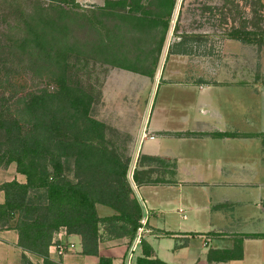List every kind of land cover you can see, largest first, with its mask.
<instances>
[{"label":"trees","instance_id":"1","mask_svg":"<svg viewBox=\"0 0 264 264\" xmlns=\"http://www.w3.org/2000/svg\"><path fill=\"white\" fill-rule=\"evenodd\" d=\"M48 1L51 4L42 6L39 0H33L31 9L22 12L24 33L18 38L9 37L5 46L0 43V53L5 47V58L4 54L0 57V166L13 162L15 171L25 177L24 184L12 180L0 185L5 197L0 204V227L10 226L12 221L21 247L41 256L44 264H61L47 254L51 234L59 227L80 237L82 254H96L100 219L95 213V203L118 213L107 219L109 224L115 220L130 221L129 226L111 228L113 236L126 235L131 239L140 227V209L125 178L129 159H120L105 138L104 124L89 116L97 94L93 95L90 87L82 88L76 78L73 68L79 63L77 55L90 43L89 51L103 54L104 62L135 73L151 74L139 58L128 59L122 49L118 54L111 49L124 45L121 29L128 24L136 43L155 24L166 28L174 0H158L164 18L150 9V0L104 1L95 13L102 18H115V23L104 29L102 39V22L85 21V30L98 35L92 43L69 39L74 0ZM226 36L264 46V34L231 29ZM179 53L186 54L188 50L182 48ZM9 60L13 63H8ZM41 71L44 86L27 89L26 75L36 76ZM69 163L75 170V180L66 177ZM143 164L149 166L138 169ZM151 173L156 176L150 178ZM174 173L173 162L142 154L131 178L138 189L146 183H168L170 180L163 176ZM129 196L132 213L124 205ZM98 264L110 261L99 257Z\"/></svg>","mask_w":264,"mask_h":264},{"label":"rangeland","instance_id":"2","mask_svg":"<svg viewBox=\"0 0 264 264\" xmlns=\"http://www.w3.org/2000/svg\"><path fill=\"white\" fill-rule=\"evenodd\" d=\"M39 1L42 6L51 4L48 0ZM104 1L74 0L76 7L70 8L71 41L96 42L98 35L85 30L87 20L102 22L100 34L104 39V29L115 23V18H102L95 13ZM31 3L33 0H0L2 46L9 43V37L18 38L24 33L22 12L31 9ZM149 5L157 15L165 17L158 0H150ZM231 29L263 35L264 0H180L137 158L151 152L150 144L158 140L164 123L172 118L170 116L175 111L180 112L184 107L186 113H200L201 108L190 109L191 106L200 105L197 104L200 99L206 101L203 105L208 110L218 111L225 121L230 122L235 128L234 135L246 132L256 140L264 138V46L227 38L226 34ZM165 31L166 28L155 24L136 43L133 42V32L128 24L121 29L125 37L124 45H114L111 49L116 54L122 49L128 59L139 58L143 68L151 70L149 75L104 62L103 54L89 51L90 43H86L87 48L77 55L79 63L76 67L79 70L73 68L76 78L82 88L90 87L92 94H97V101L89 108V116L104 124L105 138L122 161L130 158L133 149ZM182 48H186L188 53H179ZM3 54L5 58V47ZM3 54L0 53L1 58ZM7 62L13 63L12 60ZM43 76V71L32 77L26 75L27 89L44 86ZM147 166L143 164L138 169H146ZM65 174L68 179L75 180L72 164L69 163ZM154 176L156 173L149 175L150 178ZM141 190L142 196L146 197L143 188ZM38 194L42 195V190ZM130 199L131 196L124 205L125 210L132 213ZM96 205L101 204L95 203L94 209ZM101 206L110 213L104 215L103 211L98 214L95 211L100 219L98 229L112 235L111 228L130 225V221L123 223L118 220L109 224L107 219L118 213L108 206ZM138 223L140 227L143 224L140 220Z\"/></svg>","mask_w":264,"mask_h":264},{"label":"crops","instance_id":"3","mask_svg":"<svg viewBox=\"0 0 264 264\" xmlns=\"http://www.w3.org/2000/svg\"><path fill=\"white\" fill-rule=\"evenodd\" d=\"M204 103L200 99V105L190 107L201 108L200 113H186L184 107L175 111L150 144L146 155L173 162L175 173L163 176L168 183L138 187L146 219L128 264H264V237L252 236L264 234V138L234 135L230 122ZM12 180L25 183L10 162L0 167V185ZM4 200L0 190V204ZM95 211L110 213L101 205ZM12 223L0 227V264H22L23 257L24 264H44L41 256L21 247ZM131 239L100 228L96 254H82L80 237L59 227L47 254L61 264H98L99 257L123 264ZM59 244L66 246L61 254Z\"/></svg>","mask_w":264,"mask_h":264},{"label":"water","instance_id":"4","mask_svg":"<svg viewBox=\"0 0 264 264\" xmlns=\"http://www.w3.org/2000/svg\"><path fill=\"white\" fill-rule=\"evenodd\" d=\"M179 3H180V0H174L173 6H172V10H171V13H170V17H169V20H168V24H167V27H166L164 39H163V42H162V45H161V49H160V52H159V56H158V59H157V63H156V66H155V69H154V72H153L150 91H149V94H148V97H147V100H146V103H145L144 111H143V114H142V117H141V121H140L138 130H137L136 139H135V142H134V145H133V149H132V152H131V155H130V158H129V161H128L126 173H125V178H126V181L128 183V186L130 188V191L133 194V197L136 200V202H137V204L139 206V209H140V219H139L140 223H144V221L146 219V208H145V205H144V203H143V201H142V199H141V197H140V195H139V193L137 191V188H136L135 184L132 181L131 175H132V171L134 169V165H135V161H136L137 154H138V151H139V146H140V143H141L143 132L145 130V126H146V123H147V118H148L149 111H150V108H151V104H152L153 96H154L155 89H156V86H157V82H158V79H159L160 71H161V68H162V65H163V61H164L165 55L167 53V48H168V45H169V38H170V35H171V31L173 29V25H174L176 13L178 11ZM139 233H140V228L138 227V228H136V230L134 232V235H133V237H132V239L130 241V244L128 246V249H127L125 257H124L123 264H128L129 255H130V253L132 251V247H133L134 243L136 242V240H137V238L139 236Z\"/></svg>","mask_w":264,"mask_h":264},{"label":"built area","instance_id":"5","mask_svg":"<svg viewBox=\"0 0 264 264\" xmlns=\"http://www.w3.org/2000/svg\"><path fill=\"white\" fill-rule=\"evenodd\" d=\"M67 247L71 248V247H72V244H68ZM65 248H66L65 245H60V244L57 245V246H56L57 253H58V254L63 253V252L65 251Z\"/></svg>","mask_w":264,"mask_h":264}]
</instances>
